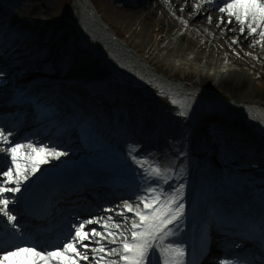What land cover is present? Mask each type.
I'll list each match as a JSON object with an SVG mask.
<instances>
[{
  "label": "snow or ice",
  "instance_id": "snow-or-ice-1",
  "mask_svg": "<svg viewBox=\"0 0 264 264\" xmlns=\"http://www.w3.org/2000/svg\"><path fill=\"white\" fill-rule=\"evenodd\" d=\"M202 3L195 5L197 10ZM206 4L228 17L227 21L221 18L218 26L235 22L241 36L247 29L248 36L260 37L257 43L264 42V0H222V6L206 0ZM207 19L212 23L210 16ZM5 75L0 68V83ZM28 98L23 92L16 97ZM178 115L183 118L188 113L180 111ZM77 125L85 139L91 138L90 120L80 116ZM16 127L0 123V153L4 154L0 156V264H203L202 258L210 254L208 239L213 231L225 241L218 246L220 255L213 258V264H264V192L258 221L223 206L213 205L209 211L200 208L198 202L194 204L197 235L189 251L186 241L175 239L188 219L185 184L179 183L171 191L159 187L160 182L168 184L176 176L185 179L186 168L183 164L164 167L150 153H136L135 144L128 148L134 168L127 169L135 199L130 196L122 206L104 207L102 215L66 217L59 232L42 245L20 220L30 213L31 202L49 180L42 166L60 161L69 152L51 140L14 142L11 137ZM185 138L182 133L180 140ZM184 154L182 146L180 155ZM33 177H37L35 181ZM44 199L48 207L56 206L54 193L45 192Z\"/></svg>",
  "mask_w": 264,
  "mask_h": 264
},
{
  "label": "bare ground",
  "instance_id": "bare-ground-1",
  "mask_svg": "<svg viewBox=\"0 0 264 264\" xmlns=\"http://www.w3.org/2000/svg\"><path fill=\"white\" fill-rule=\"evenodd\" d=\"M131 2L136 6L140 0H131ZM197 3H202V0H152L142 8L137 6L134 9L135 15L130 20L122 19L127 30L144 43V47H146L144 55H138L133 49H131L133 52H130L113 37L112 33L114 32L104 22L90 0H74L73 7L77 14L79 26L89 39H100L113 53L119 56L121 61H130L137 65L143 74L151 79H157L163 85L165 93L173 95L176 100L182 101L183 97L192 96L182 106L184 111H187L188 117L195 115L199 121L206 120L204 118L206 115L203 113L206 105L197 101V97L193 94L196 89L189 87L192 81L193 86L203 85L210 81L209 88L206 90L208 95L217 98L214 92L221 88L222 93L234 97L232 106H235L244 117L259 120V116H254V111L256 110L255 107L259 105L264 108V42L257 43V41H260V37L256 36L253 39L252 36H248L246 34L247 29H245V35L241 36L239 25L235 22L231 25L225 23L218 26L217 22L221 18L227 21L228 17L218 10H213L216 8L208 6L206 0L199 10L195 7ZM13 4L10 10L0 12V20L3 21L8 16L11 17L14 33L10 35L8 44L11 50L24 53L25 60L20 63V66L14 65V67L9 68V71L3 77V83H0V93L9 92L20 80L26 79L29 81L32 75L44 72L49 65H56L58 62L56 58L63 57L61 54L70 55L71 65L69 71L100 72L107 74L109 77L112 72L114 74V71L110 68L97 70L90 65L89 60L85 58L79 49L69 47L67 33L61 29L65 26L64 21L61 22L59 16L50 10L51 3L45 4L43 0H19L18 2L14 1ZM37 4L44 8V14L37 12L36 16L30 15L31 20L28 23H22L27 18L25 15L22 16V12H25L31 6L36 7ZM141 11H148V14L145 17L137 18L136 15ZM209 16L212 23H209L207 19ZM133 21L137 24L135 28ZM171 27H176V30L174 34L167 35L168 41L166 42L161 34L165 32V29ZM233 40H237V43L233 44ZM31 42H34L38 53H35L32 49ZM188 42H193L192 44L195 47L190 48L191 45ZM125 43L128 45L127 41ZM56 49L57 52H55ZM209 50L216 52V58ZM186 51L192 52L193 56L188 58ZM205 51L207 52L206 56L203 55ZM236 53H238V56ZM161 58L165 59L167 63H165V70L158 75L157 72H159L161 66L154 67V65L161 61ZM115 73L117 75L119 71ZM9 85L13 87L9 88ZM218 96L222 97L221 94ZM88 100H91V96H88ZM104 101V104H93L90 108L82 105L93 113L106 110L119 113L127 112L130 115V120L135 119V129L132 128V134L134 136L139 134L138 128H142L141 134L136 137L140 145L143 141L144 143L146 141L147 144L150 143L152 136L155 135L152 133L159 127L157 130L160 132L158 136H155L171 137L174 143L168 150L164 149L163 146L162 149H155L152 145L147 151L150 154L154 151L151 157L160 161L162 166L168 167L171 165L178 152L175 143L182 141L180 140L181 131L178 128V123L173 122L174 111L162 110L149 103L145 107V101H141L142 104L134 106L135 104L125 102V99L119 97ZM58 107V105L55 106L51 111H56ZM222 107H225V105L217 104L213 109L216 110ZM211 111L208 110L207 112L210 113ZM239 120L243 129L244 127L251 129V126L244 119L239 118ZM224 123V121L217 120L213 125L218 129L219 125ZM226 129L230 134H233L232 130ZM235 136L238 139L236 134ZM217 139L220 138L217 137ZM60 140L57 143L58 145L65 141L64 139ZM61 148L69 151L80 150L76 146H70V144L63 145ZM109 149L110 147L103 148L101 152H107ZM115 149L119 150L118 146ZM120 151H123V149H120ZM98 152L100 151L98 150ZM98 152L91 151L87 158L93 159ZM228 154L230 153L228 152ZM73 155L77 156L76 154ZM64 158L71 159V154L62 157L60 161H63ZM250 166L249 171L256 172L253 164H250ZM258 174L261 175V173ZM159 187L163 188L161 182ZM201 198H203V195L199 191L194 192L191 201L186 204L187 213L192 218L186 229L177 238L187 236V242L188 235L191 231L193 233V228L197 226V215H195L197 209L194 208V204L198 202L200 208H202ZM117 205L122 206V202L116 203L112 207L115 208ZM90 228L92 227L90 226ZM9 264H12V262H9Z\"/></svg>",
  "mask_w": 264,
  "mask_h": 264
},
{
  "label": "rangeland",
  "instance_id": "rangeland-1",
  "mask_svg": "<svg viewBox=\"0 0 264 264\" xmlns=\"http://www.w3.org/2000/svg\"><path fill=\"white\" fill-rule=\"evenodd\" d=\"M43 1L45 2V4L51 3L52 5H51L50 10L55 12L56 15L59 16L60 18L59 20L61 22L64 21L66 26H68L69 31L71 32V34L68 37L69 44L71 47H76V44H73L74 42L72 41L73 36L80 38L81 39L80 43L84 47H86L87 44L91 47L93 51L89 49L87 53H86L87 50L84 47H78V48L83 54L85 53L84 56L86 59L89 60V63L92 67L97 69L98 67L101 66V69L103 70L110 68L112 69V71H114V74L112 72V74L110 75L116 81L118 82L125 81V82H128L132 87L138 90L140 89V91L144 95L139 96V101H147L146 106L149 103L151 105H154L156 108L175 112L173 120L174 122H177V121L179 122L178 128L181 131V133H184L186 136V138L183 139L182 141L175 143L176 150H179L178 154L175 157L176 159L180 155L181 147L183 146V150H184V146L188 148L189 144L192 143V140L197 137L196 136L192 138L193 137L192 132H190L189 129H186V125L188 124L187 119H184V117L182 118L178 115L180 111L184 110L182 106L185 104V101L190 100L192 96L191 97L185 96L183 97L182 101L176 100L173 95H169L165 93L163 89V85L157 79H151L150 77L143 74L140 68L134 63L130 61H125V62L121 61L119 56L113 53L101 40L97 38L89 39L85 35L83 29L79 26L77 14L73 7L74 0H43ZM90 1L94 5V7L97 9L99 14L103 18L104 22H106L110 26L111 30L116 35H118L119 38H121V40H123L124 42L127 41L128 46L134 51H136L138 55L145 54L146 47H144V43L139 41L134 35H132L130 31L127 30L125 24H123L124 20L122 21V19L124 18H126L127 20H130L131 17L135 15L134 13L135 11L129 3H126L123 0H90ZM144 2H148V0H144ZM37 12L44 14L45 11H44V8L40 7V5L37 4L36 7L31 6L25 12H22V16L25 15L27 17L26 20L23 21L22 23L24 22L28 23L31 20L30 15L36 16ZM146 14H148V11H141V12H138L136 16L137 18L141 16L145 17ZM133 25H134V28L137 27V24L134 21H133ZM175 30H176V27L175 28L171 27V28L165 29V32H162L161 35L164 36L166 42L168 41L167 35L174 34ZM188 43L191 45L190 48L195 47L192 44L193 42L192 43L188 42ZM31 45L34 46L33 44ZM34 51L36 52L37 50L35 49ZM209 51L210 53L212 52L211 54L213 55L214 58H216L217 56V55L215 56L216 52L212 50H209ZM186 54L188 58L193 56V53L190 51H186ZM203 55L206 56L207 52L205 51ZM236 55L238 56V53H236ZM165 63H167V61L161 58V61H158L154 65V67H159L160 65L161 67L159 68V73H161L166 68ZM116 71H119V74L117 73L116 75L115 73ZM209 82L210 81L204 83L203 85L193 86L192 85L193 81H192L189 88L193 87L196 89L193 94L195 95V97H197L196 98L198 99L197 101H200L202 102V104H205L206 105L205 109L215 111L214 113L219 111L222 115L225 116L226 120L228 121H230V119L233 120L234 126H236L235 125L236 120L240 121L239 118L244 119L246 122H248L251 128H253L259 133V139L264 141V132L260 131L258 126L255 124V122L252 121L251 119L244 117V115L241 114L240 111L238 112V110H234L233 108L229 106V103L233 104L234 97L232 98L230 95H225L224 93H222L223 91L221 88L218 89L216 92H214V95L217 98L215 97L212 98L210 95H208V92L206 90H208L209 88V84H210ZM219 94H221L224 99L226 97L229 103L224 101L223 98H221V96L219 97L218 96ZM217 104H223L225 105V107H222L223 109H220V110H214L213 107L216 106ZM255 109L258 112L255 110L254 116H259L261 121L264 123V108L259 105L255 107ZM244 128L245 129L243 130L250 131L249 128L247 127H244ZM223 138L224 139L220 140L223 143L220 144V146H217L218 149L219 147L221 148V152L218 155L211 154L209 152L212 148V145L214 146V143L200 146L198 147V149L201 151L208 150L207 151L208 156H212V159L216 157V159L219 160V162L217 163L218 165H216L218 167L219 176L223 178L224 180H226L227 178L231 179L230 183L224 186L233 188L235 190V193L242 192L243 190L247 188H251L252 186H255L261 189L262 184H260L257 177H252L251 175H248V173L245 174L241 170L247 165L245 163V160L249 158V156L246 154L241 155L243 153L237 152L236 150V149L241 148V146L233 145L234 146L233 147L231 146L232 144L229 145L230 142H229L228 137L224 136ZM203 140L204 139L202 138V141ZM169 141L171 142V140ZM198 142H199V139H198ZM228 152L230 154H228ZM239 155L241 158L239 157ZM233 158L237 159L238 165H234L230 163L232 162ZM258 168H263V167L258 166ZM228 169L229 171H231L229 175L226 171ZM235 171H240V172L236 173ZM241 174H243L244 176ZM177 178L179 177L177 176ZM252 197L249 198V200L252 202H255L260 207V203L258 201H254Z\"/></svg>",
  "mask_w": 264,
  "mask_h": 264
}]
</instances>
